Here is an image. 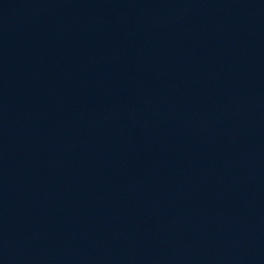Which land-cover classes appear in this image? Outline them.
<instances>
[{
  "label": "water",
  "instance_id": "water-1",
  "mask_svg": "<svg viewBox=\"0 0 264 264\" xmlns=\"http://www.w3.org/2000/svg\"><path fill=\"white\" fill-rule=\"evenodd\" d=\"M163 36L264 40V0H0V46Z\"/></svg>",
  "mask_w": 264,
  "mask_h": 264
}]
</instances>
